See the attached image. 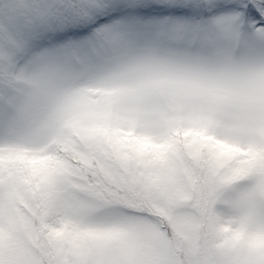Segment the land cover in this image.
<instances>
[{"label":"snow or ice","instance_id":"6c2138e0","mask_svg":"<svg viewBox=\"0 0 264 264\" xmlns=\"http://www.w3.org/2000/svg\"><path fill=\"white\" fill-rule=\"evenodd\" d=\"M0 264H264V0H0Z\"/></svg>","mask_w":264,"mask_h":264}]
</instances>
